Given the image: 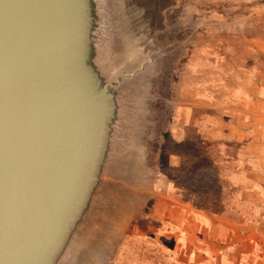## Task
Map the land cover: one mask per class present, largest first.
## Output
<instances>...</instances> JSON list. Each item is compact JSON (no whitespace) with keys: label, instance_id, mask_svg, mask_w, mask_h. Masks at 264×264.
I'll use <instances>...</instances> for the list:
<instances>
[{"label":"water","instance_id":"obj_1","mask_svg":"<svg viewBox=\"0 0 264 264\" xmlns=\"http://www.w3.org/2000/svg\"><path fill=\"white\" fill-rule=\"evenodd\" d=\"M156 54L126 0H0V264L104 255L136 195Z\"/></svg>","mask_w":264,"mask_h":264},{"label":"rangeland","instance_id":"obj_2","mask_svg":"<svg viewBox=\"0 0 264 264\" xmlns=\"http://www.w3.org/2000/svg\"><path fill=\"white\" fill-rule=\"evenodd\" d=\"M126 7L158 54L136 195L94 264H264V0Z\"/></svg>","mask_w":264,"mask_h":264}]
</instances>
